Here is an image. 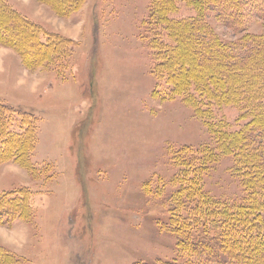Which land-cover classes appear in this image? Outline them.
<instances>
[{"label": "rangeland", "instance_id": "obj_1", "mask_svg": "<svg viewBox=\"0 0 264 264\" xmlns=\"http://www.w3.org/2000/svg\"><path fill=\"white\" fill-rule=\"evenodd\" d=\"M3 1L52 38L32 55L0 41V100L37 116L30 160L0 162V193L30 192L24 217L0 222V264L184 260L169 225L167 197L180 170L174 153L217 150L204 190L239 201L245 191L235 157L219 151L214 128L235 130L248 118L232 104L202 114L201 99L175 91L167 70L156 68L144 32L156 0H76L71 7L65 0ZM168 12L176 19L197 14L182 0ZM216 12L202 19L221 40L264 35V20L247 11L240 33Z\"/></svg>", "mask_w": 264, "mask_h": 264}, {"label": "trees", "instance_id": "obj_2", "mask_svg": "<svg viewBox=\"0 0 264 264\" xmlns=\"http://www.w3.org/2000/svg\"><path fill=\"white\" fill-rule=\"evenodd\" d=\"M75 1L65 0L70 7ZM177 1L156 0L144 25L156 54V68L167 70L175 91L187 92V99H201L207 106L198 108L202 114L208 115L214 104H232L240 108V118H248L235 130L222 123L214 128L219 151L235 157L234 172L245 195L226 203L204 190L202 176L217 150L209 147L199 152L185 146L174 153L180 170L175 177L177 188L167 197L169 225L185 259L166 264H264V35L247 32L237 39L221 40L202 19L216 9L240 33L245 29L246 11L264 20V0H182L197 14L180 19L168 16ZM0 16L2 43L31 55L51 46V32L3 0ZM36 127V115L0 100V162L29 161ZM29 196L27 188L0 193V222L24 217Z\"/></svg>", "mask_w": 264, "mask_h": 264}]
</instances>
